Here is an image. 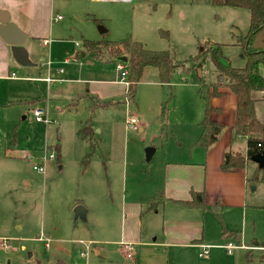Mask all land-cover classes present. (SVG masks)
Instances as JSON below:
<instances>
[{
  "label": "rangeland",
  "instance_id": "obj_1",
  "mask_svg": "<svg viewBox=\"0 0 264 264\" xmlns=\"http://www.w3.org/2000/svg\"><path fill=\"white\" fill-rule=\"evenodd\" d=\"M52 1L47 42L25 45L36 66L13 62L10 78L0 80V264H134L120 243L124 173L127 189L158 184L167 161L203 154L194 147L205 115L198 90L215 81V72L210 55L201 67L190 60L220 45L225 62L244 67L237 39L250 29V12L213 0ZM86 41L99 46L90 51ZM132 42L173 54L181 67L170 85L149 67L130 98L127 69L117 59L121 44ZM52 74L69 82L50 85ZM37 108L47 111L48 124L36 121ZM132 117L142 131L130 127ZM89 120L93 144L78 137ZM244 143L236 144L241 152ZM149 148L156 149L151 161ZM249 184L247 207L206 215L216 245L208 256L167 245L147 250L136 264H264V247L253 246L264 243V183ZM78 206L86 221L75 218ZM164 213L161 207L158 234ZM224 227L238 237L225 239ZM227 243L238 248L229 254Z\"/></svg>",
  "mask_w": 264,
  "mask_h": 264
},
{
  "label": "crops",
  "instance_id": "obj_2",
  "mask_svg": "<svg viewBox=\"0 0 264 264\" xmlns=\"http://www.w3.org/2000/svg\"><path fill=\"white\" fill-rule=\"evenodd\" d=\"M0 11H6L10 17L9 21L28 33L29 39H38L45 45L48 40L46 36L51 34L52 0H0ZM73 59L76 60L78 57L74 56ZM13 62L17 63L12 57L10 47L0 38V80L10 78V69ZM127 65L120 62L118 68L124 66L128 74ZM33 66L35 67L36 64ZM261 73L264 76V69H261ZM12 76H15V73H12ZM47 78L51 79V81H48L50 85L69 82L68 79L56 78V75L53 74ZM127 78L128 75L124 80L126 87ZM64 80L66 81L64 82ZM222 92L223 94L220 97L212 98L210 101L211 120L224 127L216 144L209 149L198 148L204 151L198 157L193 156L188 160L167 161L163 170V179L158 184H144L127 189L129 180L127 172L124 173V188L126 191L121 199L124 219L120 243L123 246L128 245L132 248L137 246L136 254L133 256L135 257L134 264L137 261L139 262L140 256L147 250L167 248V245H176L182 249L199 250L203 249V246H211L210 249H212V246L216 245H211L212 238L210 236H212V232L207 230L206 219L210 209L219 208L216 210L218 211L221 208H243L248 206V186H250L248 180L251 179L250 164L245 169H238L233 172H224L221 169L227 152L243 155H246L247 152L246 138L234 139L232 130L235 124L237 97L229 89H222ZM261 95V93H255L254 97L259 99ZM95 107L100 108L102 106L98 103ZM256 115L264 124V101H257ZM86 123L88 121L81 128ZM138 123V125L141 124L140 121ZM140 131H142L141 125ZM242 140L245 143L244 151L241 152L236 148V144ZM58 148L61 151L59 146L56 149ZM250 163L253 165L252 170L255 173L259 167L252 161ZM192 191L205 193V208H189L180 203L189 201ZM160 194H163V201ZM151 201H154V209L149 208ZM161 207L165 213L164 218L161 219L163 230L158 234L160 230L157 225V215ZM256 207L262 208L258 204ZM222 235L225 239L235 236L231 233L224 235L223 232ZM226 245L223 248L226 249Z\"/></svg>",
  "mask_w": 264,
  "mask_h": 264
},
{
  "label": "trees",
  "instance_id": "obj_3",
  "mask_svg": "<svg viewBox=\"0 0 264 264\" xmlns=\"http://www.w3.org/2000/svg\"><path fill=\"white\" fill-rule=\"evenodd\" d=\"M215 4H227L236 8L247 9L250 12V29L237 39L241 48V56L246 61L244 67H235L231 62H225L220 45L217 48L207 49L204 47L200 54L191 58V62H196L201 67L208 55L212 58L214 65L215 81L212 83L202 82L198 93L205 103V115L201 123L202 132L194 147L209 149L216 144L224 129L222 125L214 122L210 118L212 98L220 97L222 89H229L237 97L235 113V124L232 127L234 139L246 138V155L240 153L227 152L224 156L221 169L224 172H233L238 169H245L252 161L251 158L258 153L264 152V124L257 118L256 103L258 100L264 101V76L261 69H264V0H213ZM96 42L86 41L85 46L90 51L95 50L99 45ZM121 55L128 57V95L135 97L136 89L140 83L144 70L148 67L156 68L160 75L162 85H170L172 77L177 68L181 67L170 51H153L147 49L142 43H122ZM223 59V60H222ZM255 93H261L259 99L254 97ZM107 106V104H106ZM95 128L91 121L85 124L79 131L78 137L81 140H89L93 144ZM94 146V145H93ZM264 169L258 168L250 183H264V174L259 179V173ZM255 181V182H254ZM163 201V194H160ZM182 205L194 208H205V193L191 192L189 201L180 202ZM150 209H154V201L149 203ZM230 231L224 227V235H229ZM232 234V233H231ZM238 237V234H234ZM254 247H264L253 240Z\"/></svg>",
  "mask_w": 264,
  "mask_h": 264
},
{
  "label": "water",
  "instance_id": "obj_4",
  "mask_svg": "<svg viewBox=\"0 0 264 264\" xmlns=\"http://www.w3.org/2000/svg\"><path fill=\"white\" fill-rule=\"evenodd\" d=\"M9 18V14L6 11H0V38L10 47L12 57L19 65L24 67L35 65L31 61L29 51L25 47L29 39V34L24 32L15 23L10 22ZM106 31V29L100 28L101 33H106ZM117 60L124 64H128V57L126 56H120ZM155 151V148H149L146 150L147 161L152 160ZM57 152H60L59 148L57 149ZM60 158L59 155L58 161ZM251 160L257 164L260 169H264V152L253 156ZM74 212L76 219L80 218L84 221L87 220V210L84 207L78 206Z\"/></svg>",
  "mask_w": 264,
  "mask_h": 264
},
{
  "label": "built area",
  "instance_id": "obj_5",
  "mask_svg": "<svg viewBox=\"0 0 264 264\" xmlns=\"http://www.w3.org/2000/svg\"><path fill=\"white\" fill-rule=\"evenodd\" d=\"M58 19L61 20L62 17L61 16H58ZM120 69H123V67H120ZM126 76H127V72L126 71L122 72L123 80H125ZM47 81H51V79L48 78ZM126 85L128 87L129 84L126 82ZM33 114H34V117H35V119H36L37 122H42V123H46V124L49 123L48 114H47V111L46 110H44L42 108H37V109H34ZM138 122H139L138 121V118L132 117L129 120V125H130V127L133 126V128L137 129V128H139L138 127V124H139ZM53 159H54V157H53ZM35 169L36 170H39L40 168L35 167ZM124 248H125V253H126L127 257L128 258H133V256H134L133 248L132 247H129L128 245L127 246H124ZM209 248H210L209 246H203V249L200 252L199 256L200 257H206V256H208V254H209ZM237 248L238 247L235 246L232 243H228L226 245V250L230 254H232V252L235 249H237Z\"/></svg>",
  "mask_w": 264,
  "mask_h": 264
}]
</instances>
